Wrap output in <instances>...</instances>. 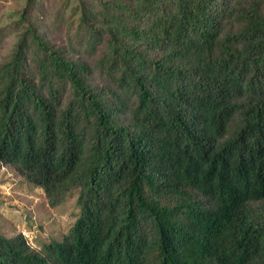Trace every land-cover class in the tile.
<instances>
[{
    "label": "trees",
    "instance_id": "obj_1",
    "mask_svg": "<svg viewBox=\"0 0 264 264\" xmlns=\"http://www.w3.org/2000/svg\"><path fill=\"white\" fill-rule=\"evenodd\" d=\"M39 5L9 14L0 162L80 211L40 250L0 230V264H264V0Z\"/></svg>",
    "mask_w": 264,
    "mask_h": 264
},
{
    "label": "rangeland",
    "instance_id": "obj_2",
    "mask_svg": "<svg viewBox=\"0 0 264 264\" xmlns=\"http://www.w3.org/2000/svg\"><path fill=\"white\" fill-rule=\"evenodd\" d=\"M61 1L39 0L38 9L56 10ZM25 7V0H0V25L7 33L0 42V60L11 55L17 37L18 27H14V19L9 14ZM55 22L51 21L52 27ZM43 24L50 25L46 20ZM79 211L76 193L63 204L52 206L41 186L27 180L14 166L0 162V230L5 235L22 233L33 248L40 250L42 243L62 238Z\"/></svg>",
    "mask_w": 264,
    "mask_h": 264
}]
</instances>
